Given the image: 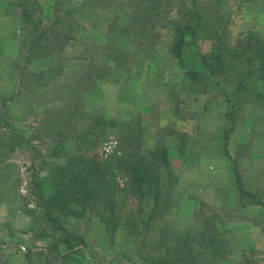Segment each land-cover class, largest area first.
Masks as SVG:
<instances>
[{
  "label": "rangeland",
  "instance_id": "obj_1",
  "mask_svg": "<svg viewBox=\"0 0 264 264\" xmlns=\"http://www.w3.org/2000/svg\"><path fill=\"white\" fill-rule=\"evenodd\" d=\"M248 32L264 0H0V264H264ZM63 169L88 184L80 212L57 202Z\"/></svg>",
  "mask_w": 264,
  "mask_h": 264
},
{
  "label": "trees",
  "instance_id": "obj_2",
  "mask_svg": "<svg viewBox=\"0 0 264 264\" xmlns=\"http://www.w3.org/2000/svg\"><path fill=\"white\" fill-rule=\"evenodd\" d=\"M194 15L195 18L193 20L192 19L186 20L183 23L179 21L176 27L178 34L174 43L175 44L174 52L179 57L181 56L182 47L188 41L187 35L191 39H195L194 37H196L199 29H201L202 27L206 28L208 26V25L204 26L203 24L200 23L196 24L195 23L197 21L196 19L200 17V13L196 11ZM198 21H201V18H198ZM212 31L214 33H217V35L219 36L218 30L214 26H212ZM248 37H252V39L251 38L247 39V41L245 42V47H243L241 52H245V57L250 63L253 59L256 60L258 58V64L255 68V72L253 71L246 72L245 78L241 82L245 85V90H248L249 85L252 82L250 78L253 75H256V79H255L256 82L259 81V83H262L264 85V39L255 36L254 33L252 32H248ZM227 51L230 52V49L226 47L225 48L222 47L220 49L218 47L213 46L211 52H209L206 55H201L203 65L206 67V69L209 71V73L212 76H217V75L221 76L226 71L228 67V63L226 61L227 57L225 56V53ZM234 55L235 52L232 51L231 57H233ZM227 99L228 101H230L229 96H227ZM160 157L161 158L158 161L164 162L166 160L165 154H163L162 156L160 155ZM60 170H62V168H60ZM63 171L65 172V175L70 174L71 179H68L69 181H67V179L64 178L63 176L61 178L60 171L57 172L58 178L56 182V187L58 194L57 197L59 198L57 199V202H61V204L64 205H68L69 203H73L74 205L76 204L80 206V209L78 210L80 212V210L82 211L84 207V200L86 197L85 189L86 188L88 189L87 186L88 184L84 180H80L79 178L74 176L73 175L74 172L69 171L68 169H63ZM90 188L94 190L93 185H91ZM46 209L49 219H51L52 221H57L56 218L51 217L52 212L50 210V207H46Z\"/></svg>",
  "mask_w": 264,
  "mask_h": 264
}]
</instances>
